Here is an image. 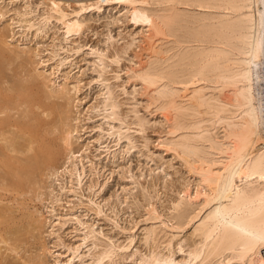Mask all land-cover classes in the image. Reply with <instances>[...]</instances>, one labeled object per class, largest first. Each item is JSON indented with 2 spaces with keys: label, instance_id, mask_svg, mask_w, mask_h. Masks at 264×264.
<instances>
[{
  "label": "bare ground",
  "instance_id": "bare-ground-1",
  "mask_svg": "<svg viewBox=\"0 0 264 264\" xmlns=\"http://www.w3.org/2000/svg\"><path fill=\"white\" fill-rule=\"evenodd\" d=\"M153 2L160 6L164 4L165 7L149 9L147 5ZM42 3L46 4V9L38 22L46 24L54 19L60 23L66 37L82 32L86 11L95 10L99 13L105 6L112 5L126 10L128 20L142 27L139 49L134 52L138 64L136 68L130 69L131 77L138 79L148 91L151 103L158 101L164 120L171 123V135L191 129L196 136H200V143L192 140L188 133L187 136L181 135V138L172 137L163 144L173 150L182 159L188 172L198 178L194 192L190 191V186H182V189L179 188V194L182 195L172 199L170 204L175 210L180 209L184 201L197 202L191 210H178L179 219L171 227L183 229L192 225L191 235L195 238L189 243L184 257L176 260L172 245L174 236H161L155 226H148L143 230L142 237L147 248L139 253L136 264H228L232 260L238 264H264V0H41ZM179 5L214 12L195 14L180 10ZM20 14L24 17L29 12ZM27 19L24 17L22 23H27L29 30L33 28L34 21ZM18 21L21 23V20ZM168 38H173L172 47L158 45ZM11 47L4 33H1L0 61L6 53H10ZM15 51L13 48L14 54ZM20 53L16 54L19 56ZM94 53L98 55L99 61L105 58L102 51L95 50ZM117 54L114 52L110 61L117 62ZM51 55L52 59L60 54L54 50ZM142 56L145 58L143 61ZM64 61L61 58L59 64L62 65ZM36 70L33 77L29 73L32 79L28 81V76V83L25 81L15 86L16 80L12 84L17 94L14 97L29 108L27 114L24 113L26 108L22 112L24 115L17 118L11 114L15 102H19L17 99L11 100L10 104V99L0 102V143L10 153L6 161L0 151V170H3L0 174V190L11 194L7 203L5 199L8 197L4 199L0 196V224H5L0 233V244H3L0 251L5 247L7 254L13 252L17 257L18 243L22 240L21 227L18 228L13 216H9L12 212L10 202L29 191L39 197L45 186V176L57 175L65 159H68L65 163H71V169L64 166L63 173L69 171L70 182L75 180L76 185L70 190L74 196L82 194L77 188L83 186L82 181L87 175L83 158L77 156L70 147L71 130L66 128H69L66 124L69 123L67 108L70 102L67 108L65 104L70 100L69 84L59 86L60 89L57 87L59 90L53 86L52 89L51 84L48 87L47 79L50 76L45 70ZM39 79H42L40 83L37 82ZM31 86H35V93L31 92ZM105 88L99 105L104 112L102 118L111 122L120 121L118 127L110 123L106 132L109 136L116 135L118 140L128 139L131 144L126 131L132 125L143 130L146 120L134 113V120L125 122L126 114L120 115L122 111H118L119 101L114 92L108 85ZM71 89L76 90V84ZM53 98L58 101L49 103V99ZM66 99L69 100L65 102ZM33 106L40 108L46 115L33 110ZM216 130H220V134ZM209 154L218 157L214 159ZM92 169L95 171L91 163ZM51 197L55 198V202L59 201L55 194ZM78 201L84 204L82 199L78 198ZM90 202L96 206H91L92 210L102 212L100 203L88 198L86 204ZM19 205L22 206L21 203ZM154 207L149 205L146 213H154ZM57 210L51 206L48 211L57 217L58 227L73 219L70 216L73 207L59 209L60 212ZM33 215L24 216L28 223L26 232L36 237L34 231L40 230L42 226L40 219ZM150 219L155 220L157 217L154 215ZM74 220L86 229L83 244L91 241L90 248H98L95 240L100 233L77 217ZM7 232H10V237ZM128 238L126 245H117L111 239L108 243L102 242L98 251L89 253L90 264H107L113 261L112 258L119 251L132 249L135 235ZM177 250L183 251L180 242L177 243ZM76 253L78 248L74 251ZM40 254L36 256L37 260L43 258H37ZM124 255L128 256L129 253ZM1 262L10 264L5 260Z\"/></svg>",
  "mask_w": 264,
  "mask_h": 264
},
{
  "label": "rangeland",
  "instance_id": "rangeland-1",
  "mask_svg": "<svg viewBox=\"0 0 264 264\" xmlns=\"http://www.w3.org/2000/svg\"><path fill=\"white\" fill-rule=\"evenodd\" d=\"M40 3L41 0H0V35L4 33L9 46H12L10 53H6V56L1 58L0 61V97L3 98L0 102L4 103V101L10 99L9 103L11 100L15 99L14 101H16L17 99L19 102H15L11 114L16 118L24 115V113L27 114L29 108L20 104L21 100H18L19 98L14 97L17 94L13 89L18 83L24 84L25 81L27 82L30 74L33 77V73L37 72L36 69H38V72L45 70L46 74L50 76L47 79L48 87L51 84V87L53 86L56 90H59V86L65 87L64 84H69L67 88L70 89V95H68L70 98H67L70 100H65V102L68 101L65 103L66 108L70 102L67 108L69 123L66 124L69 128H66L71 130H69L71 135L68 131L70 147L77 156L83 158L87 175L82 181L83 186L77 188L78 191L81 190L80 193L82 194L78 195H82V198L74 196V193L70 190L75 187V180L73 179V182H70L69 171L65 170L66 172L63 173L66 167L68 170L71 169V163H65V161H68V159H65L64 165L62 164L63 167L59 168L57 175L45 176L43 182L46 187L44 186L41 194H38L40 198L36 197L35 192L29 191V193L18 195L20 198H17V200L11 201L12 212L9 213V216H13V220L18 223V228L21 227V239L23 241L21 240L18 243L20 246L18 257L13 252L9 253L7 251V254L4 250L5 247H2L0 262L5 260L10 264H90V254H93L95 250L98 251L99 247L102 246V242L108 243L111 239V242L113 241L117 245H126L129 241L128 237L134 234L135 240L132 249L119 251V255L116 254L112 258L113 261L107 264H136L139 253H143L147 248L142 242V237L145 232L143 230L148 226H155L161 236H174V244H172L175 249L174 257L176 260L181 259L186 254L189 243L195 238L191 235L192 225H188L183 229L171 227L179 219L178 214L180 212L178 210H191L197 202L188 203L184 201V206L181 205L180 209L175 210L170 204L172 199L182 195V193L179 194V191L183 187L190 186V191L194 192L197 186V184L195 185L197 183L196 179L198 178L188 172L182 159L163 144L172 137L177 139L181 138V135L187 136L188 133L192 140L195 139L199 143L201 141L199 140L200 136H196L197 134L192 132L191 129L185 131V133L179 131L175 135H171L169 133L171 123L164 120L158 108V101L151 103L148 91L144 89L138 79L131 77L130 69L136 68L138 64L134 52L139 49L142 27L134 25L132 21L128 20L126 10L116 6L114 8L112 5L113 7L105 6L99 13L95 10L86 11L83 15L85 24L82 32L72 37H66V35H63L64 30L61 28L60 23L54 19L46 22V24L39 23L41 21L39 19H41L46 9V4ZM147 7L155 10L156 7L162 9L165 5L160 6L153 2ZM178 8L195 14L204 11L214 12V10L188 5H179ZM24 11L29 12V15L27 14L24 17L34 21V29L28 30L27 23H22L24 17H21L20 13L24 14ZM18 20H21V23ZM39 26L41 28L36 32ZM158 45L163 48L172 47L174 45L173 38L162 40ZM13 48L14 51L18 49L15 54L12 52ZM94 49L105 53L103 61H99ZM20 50L24 54L20 53ZM25 50L27 51L24 52ZM54 50L60 55L51 59ZM18 52L21 54H19L20 58L16 54ZM50 52L52 53L50 54ZM114 52L118 53L117 62L109 59L114 55ZM17 56L18 58H16ZM60 57L63 60L65 59L62 65L59 64ZM143 57H141L142 61L145 59ZM31 67H34L35 72L32 71ZM31 77L28 81L32 79ZM65 78H68V80L66 79V81ZM15 81L17 84L13 86ZM39 81L41 82L42 79L37 82ZM73 84H76V90L71 89ZM105 85L111 88L116 100L118 99L120 109L118 111L119 113L122 111L120 113L122 116L126 114L124 117L125 122L134 120L136 116L134 113L146 120L143 130H139L137 127L136 130L132 125L126 131L132 141L131 144L128 139L118 140L116 135L109 136L106 132L110 123L118 127L120 121L111 122V120L107 121L108 119L102 118L103 111L99 105L104 96L102 93L106 89ZM53 87L52 89H54ZM30 90L35 93V86H31ZM49 100V103L56 101L54 98ZM24 109L26 112L22 114ZM32 109L39 111L41 114L45 113L37 106H33ZM25 119L27 120V117ZM215 132L220 134V130ZM1 145V154L8 161L10 153L4 149L3 143ZM201 147L203 148V146ZM4 152H7V154ZM209 156H213L214 159L218 157L213 154L212 156L209 154ZM91 163L95 167V171L94 169L90 170ZM1 173H3V170L2 172L0 170ZM0 177L2 176L0 175ZM90 184L93 185V187H90L91 189L88 187ZM52 194H55L59 201L55 202V198L51 197ZM0 196H3L4 199L8 197L5 199L6 203L11 198V194L6 191L3 192V190H0ZM78 198L79 200L82 199L84 204H79ZM88 198L100 203L103 209L102 212L97 213L96 210H92L90 207L96 208V206L91 205V202L87 205ZM148 201L150 204H147ZM20 203L22 206L19 205ZM151 204L153 207L155 206L154 213L149 215L146 213V208ZM13 206H15L17 212ZM51 206L58 209L56 212H60L59 209L73 207L72 214H70L73 219L67 221L62 227H58L57 217L48 211ZM26 214H34L33 217H38L41 221L42 227L40 230L38 229L39 231L37 230L38 233L34 231L36 237L26 232V228H28L27 219L24 217ZM153 214L157 219H150L154 216ZM75 217L100 233L97 234L98 241L95 240L98 248L94 249L92 247L94 250L90 248L92 246L90 245L91 241L83 244L82 239L86 229L74 220ZM4 227V223L0 224V233ZM8 233L10 232H7V235ZM178 242L183 247L182 252L177 250ZM1 245L3 246V244ZM76 248H78V253L74 254ZM130 252L134 254L131 255ZM123 253H129V255ZM39 254L40 256L37 258L43 257L39 259L40 261L36 259ZM2 256L6 258L4 259ZM228 264L238 263L232 260Z\"/></svg>",
  "mask_w": 264,
  "mask_h": 264
}]
</instances>
